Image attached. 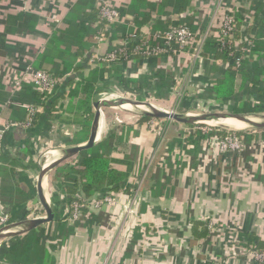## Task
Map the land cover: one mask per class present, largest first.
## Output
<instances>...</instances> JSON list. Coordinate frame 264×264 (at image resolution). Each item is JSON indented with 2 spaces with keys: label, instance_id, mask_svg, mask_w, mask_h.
Listing matches in <instances>:
<instances>
[{
  "label": "crops",
  "instance_id": "crops-1",
  "mask_svg": "<svg viewBox=\"0 0 264 264\" xmlns=\"http://www.w3.org/2000/svg\"><path fill=\"white\" fill-rule=\"evenodd\" d=\"M100 1L108 2L126 15L120 23L111 26L107 41L98 45L93 35ZM221 1L222 7L233 9L242 21V41L259 32L263 0ZM216 2L6 0L1 3L0 214H6L14 222L43 217L39 205L40 217L24 214L30 206L37 207L32 205V200L36 196L42 157L48 159L86 142L98 90L140 98V95L160 90L166 82L172 84L182 78L188 96L203 90L201 95L206 97V102L213 103L211 83L225 73L219 60L214 62L216 71L209 69L206 72L203 71L204 60L201 57L194 59L188 51L140 57L111 65L89 62L97 53L124 51L130 42L143 40L154 45L153 31L157 34L175 24L186 25L194 33H207L218 12L214 6ZM135 14L144 17L142 24L126 18ZM261 65H264V57L255 55L247 68L252 70ZM115 67L128 79L160 72L168 78L158 81L152 89L114 91L109 70ZM27 69L51 72L57 85L48 106L38 110L40 116L36 122L24 127L28 115L25 106L33 100L31 90L26 88L13 95L10 84ZM103 70L106 71L103 82L96 84L93 90L90 113L78 112L67 96L73 89L69 82H75L77 87L89 75L100 74ZM259 88L264 89V81L260 82ZM233 97L239 99L238 103L254 104L262 100L250 84ZM54 102L57 105L50 115ZM105 110H102L97 144L111 135L122 138V143L117 146V151L122 149V153L112 152L111 157L127 160L129 175L121 182V191L110 192L114 202L112 214L103 208H89L84 210L80 221L71 222L67 217L66 196L57 187L55 171L74 164L77 156L48 174L43 188L48 203L55 210V220L41 226L44 230L42 238L46 240L53 264H258L246 261L242 253L244 248H237L235 243L241 232L253 233L264 240L263 134L259 130L240 132L244 141L237 153H219L206 141L196 150L193 145L183 147L178 144L185 137L182 135L190 132L185 125L175 123L161 138L149 131V122L141 124L140 118L132 120L129 114H122L125 115L122 122H106ZM24 196L30 198L22 202ZM132 198L135 199V217L124 222L123 211ZM16 206H20L18 210ZM194 222L208 224L206 237L193 238L191 227ZM22 238L0 242V264H5L3 257Z\"/></svg>",
  "mask_w": 264,
  "mask_h": 264
},
{
  "label": "trees",
  "instance_id": "trees-1",
  "mask_svg": "<svg viewBox=\"0 0 264 264\" xmlns=\"http://www.w3.org/2000/svg\"><path fill=\"white\" fill-rule=\"evenodd\" d=\"M264 8V5H263ZM96 30L94 32L93 38L97 35V32L103 28L105 25L99 19L98 9L96 10ZM126 13H119L120 20L124 17ZM136 16L126 17L129 18L130 22H135L136 24H142L144 22V17L138 14ZM232 17L233 30L226 35H219L217 37L215 34L219 29L210 28L207 33H194L192 32L195 40L202 38V46L198 52V56L204 60L203 71L206 72L216 71L214 62L221 61L225 67V73L222 77L215 79L212 84V94L214 96V103L217 105L223 104L227 99L233 97L237 93H240L245 89V87L250 84L253 92L256 96H260L262 100L257 101L254 104L248 102L238 103L233 113L237 114H263L264 113V89L259 88L260 82L264 81V65L258 66L252 70L247 68L251 58L255 55L259 57H264V40H263V24L264 16L262 22L259 26V32L250 36L249 40H241V22L237 12L233 11L229 15ZM139 26V25H138ZM186 26L183 24H175L174 27ZM187 27V26H186ZM170 29V28H169ZM167 30H161L159 33L153 31L152 38L155 46L162 44V41L157 37L161 36ZM110 37V36H109ZM153 37H156L154 39ZM150 40V39H148ZM143 40L134 41L129 43V48L126 50L118 51L113 50L117 58L115 63L127 61L135 58H149L140 53H137L140 46L143 44ZM193 47H185L182 51H188L192 53ZM168 50L166 54H169ZM160 56V55H159ZM213 62V63H212ZM99 63V62H98ZM212 63V64H210ZM114 64L110 63L109 65ZM47 73L52 79L56 77L49 71L41 70ZM110 78L112 79L113 89L117 91H125L128 89L136 90V88H147L152 89L157 85L158 81L165 80L166 77L162 72L153 73L149 76H142L137 79H128L121 75L120 71L115 67L113 70H109ZM106 73L105 70L93 73L89 75L87 80L82 82V84L75 87V82H69L70 88L73 89L67 94L68 98L71 100V106H75L76 110L80 113H90L91 108V98L93 95V90L96 84L103 82V75ZM57 85V83H56ZM55 85V86H56ZM31 90V102L30 105L25 106L28 114V109L35 111L33 123L39 118L40 109H45L52 98L53 92H41L33 84H22L18 91H12L11 94H15L23 89ZM55 88V87H54ZM2 101V100H0ZM14 104V101L12 102ZM57 102L51 104L50 115L53 114ZM175 109H177L175 107ZM180 110V109H178ZM28 116V115H27ZM91 116V114H90ZM152 118L145 116L139 119L141 124H146L151 121ZM163 126L160 128L159 136L164 138L167 131H170L171 126L170 121H163ZM186 128L190 129V132L186 135L183 134V140L178 142L179 145H193L196 150H199L202 142H205L209 138L215 137L222 139L229 134H234L240 138H243L242 133L227 131L225 129H212L205 134L199 127L193 125H185ZM264 136V129L259 130ZM123 139L118 136L111 135L104 138L100 143L96 144L89 150L81 152L77 157L74 164L68 167L64 165L57 168L55 179L57 187L66 196V206H69L73 202H90L95 199L97 195L101 194L105 196L111 194L110 192H119L122 190L121 182L124 181L130 171L129 162L127 160H115L112 159V152L117 150L118 144L122 143ZM244 141V140H243ZM1 155V154H0ZM110 156V157H109ZM109 157V158H108ZM119 167V168H117ZM20 194V193H19ZM29 196H24L22 202L29 199ZM2 205V204H1ZM3 206V205H2ZM16 206V210H18ZM85 211H83V214ZM68 217V216H67ZM65 220L60 219L58 222ZM192 236L195 240L202 239L207 236L208 224L206 222H194L191 227ZM44 235V230L42 226L27 233L19 243H16L3 257L2 263L5 264H53V259L49 256L48 250L46 248V240L42 237ZM237 248H244L248 251L264 253V240L257 237L253 233L241 232L237 236L236 241ZM51 248V247H50Z\"/></svg>",
  "mask_w": 264,
  "mask_h": 264
},
{
  "label": "built area",
  "instance_id": "built-area-1",
  "mask_svg": "<svg viewBox=\"0 0 264 264\" xmlns=\"http://www.w3.org/2000/svg\"><path fill=\"white\" fill-rule=\"evenodd\" d=\"M6 0H0V4L5 2ZM264 5V0H263ZM99 19L105 25L101 30L97 32L95 36V40L98 45L101 43H105L108 39V36L111 33V26L116 23H120L119 12L108 2L100 1L97 6ZM216 14L213 16L210 28L219 29L216 32V36L226 35L230 31L233 30L232 25V17L229 15L233 13V9L222 7L221 10H216ZM263 16H264V8H263ZM162 41V44H158L155 46H150L147 42H143V44L138 49L137 53H140L146 57H156L162 54H166L168 50L171 53L181 52L185 47H189L191 49L194 48L191 55L192 57L199 58L198 52L202 46V38L199 40H195L192 32L186 26L181 27H171L167 32L157 37ZM263 40H264V24H263ZM127 42H123L126 44ZM128 44V43H127ZM96 62L102 63H115L117 61L116 55L114 52L110 53H97L92 57V60ZM33 84L36 88L41 92L51 93L54 90V87L57 83V80L52 79L47 73L42 71L27 69L24 72H21L19 76L15 77L11 81V90L18 91L22 84ZM116 94V95H115ZM102 97L107 98H118L122 97L115 92L106 93ZM35 111L32 109H28L27 121L24 124V127L31 126L33 123ZM155 120V119H154ZM150 126V121L149 124ZM10 126H17L16 124H10ZM200 130L207 134L210 131L209 127H202ZM207 145L214 146L219 153H237L242 149L243 140L242 138L235 136L234 134H229L222 139H218L215 137L209 138L206 140ZM0 154H1V146H0ZM114 205L113 196L111 194H107L97 199H93L90 202H73L70 204L68 209V217L71 222L80 221L83 216V211L86 209L92 210H101L103 207H107L110 214L113 213L111 210ZM135 199L132 198L129 203L126 205L123 211L124 222H130L135 217ZM7 219V218H6ZM6 219H0V227L6 225L8 222ZM253 258L258 261L261 259L260 263H264V253L252 252L246 249L243 250Z\"/></svg>",
  "mask_w": 264,
  "mask_h": 264
},
{
  "label": "water",
  "instance_id": "water-1",
  "mask_svg": "<svg viewBox=\"0 0 264 264\" xmlns=\"http://www.w3.org/2000/svg\"><path fill=\"white\" fill-rule=\"evenodd\" d=\"M93 119L91 123L90 133L86 142L80 146L67 148L58 155L45 159L39 165V171L36 182V196L32 200V205L41 207L43 217L24 220L22 222H10L0 227V242L6 240H17L24 237L30 231L37 227L51 223L55 220V210L48 203L43 188V182L48 174L54 170L58 165L78 156L81 152L91 149L97 144V137L99 132V125L103 109H119L122 112L135 114L142 118L148 116L155 120H171L176 124L181 125H203L212 129H225L231 131V128L217 124L219 121L233 120L245 125L244 129L233 130L234 132H242L249 130H263L264 129V115L263 114H237V113H201V114H179L169 112L161 108H157L147 103L135 102L124 97L107 98L100 97L93 103Z\"/></svg>",
  "mask_w": 264,
  "mask_h": 264
},
{
  "label": "rangeland",
  "instance_id": "rangeland-1",
  "mask_svg": "<svg viewBox=\"0 0 264 264\" xmlns=\"http://www.w3.org/2000/svg\"><path fill=\"white\" fill-rule=\"evenodd\" d=\"M217 1L214 6L215 8H218V10L222 9V5L220 4V2H222L221 0H215ZM245 36L242 37V39L244 40ZM250 38V37H249ZM247 38V39H249ZM194 59H197L195 57H193ZM94 62V59L92 61L89 62V64H92ZM184 80L182 78H177L176 79V83L173 82L172 84L170 83H165L167 85L163 86L160 90L158 91H154L153 93H149V94H144L143 96L140 95V98H137L136 95L132 96H127V94H125L124 96L122 94H118L128 100H132L135 102H143V103H147L150 104L152 106H155L157 108H161L163 110H167L169 112H174V113H179V114H201V113H211V112H221V113H233V110L236 108V106L238 105V101L239 99L234 100L236 97H231L229 98L230 100H226L223 104L217 105L214 102H206V97H204V95H201V93H203V90H201L199 92H196L195 94H191V95H187V93L185 92V88L183 87L184 85ZM175 84V85H173ZM115 91V90H114ZM97 96L98 98L104 96L107 92L104 91H97ZM116 95V94H115ZM240 103V102H239ZM175 107L177 109H175ZM180 109V110H178ZM122 114H129V113H125L120 111L119 109H107L104 111V117H105V121L107 122H112V121H117V122H122ZM264 115V113H263ZM129 116H132L130 118H132V120H138L140 117H138L135 114H129ZM170 121V124H175L173 121ZM163 123L162 120H154L152 119L150 121V126H149V131L151 132H155L156 134H160V129L163 125L161 124ZM164 124V123H163ZM197 129L199 127H205L203 125H196ZM232 129V128H231ZM234 129H232L231 131H233ZM249 130V129H246ZM234 132V131H233ZM117 151V150H116ZM120 153H122V149H119ZM117 151V152H119ZM45 157H42V162L45 160ZM51 205V204H50ZM30 209L28 211H25L24 214L28 217H40L41 216V212L37 211L39 209V207H29ZM108 211L107 207H103V210ZM7 218V219H6ZM0 219H6L8 223L10 222H14L13 220H11L9 218V216H7L6 214H0ZM7 223V224H8ZM236 246V244H235ZM243 256L245 257V260H251V261H255L258 264H264V263H260L261 259H258V261L254 260L253 258H251L250 256H248V254H246V252H242Z\"/></svg>",
  "mask_w": 264,
  "mask_h": 264
},
{
  "label": "bare ground",
  "instance_id": "bare-ground-1",
  "mask_svg": "<svg viewBox=\"0 0 264 264\" xmlns=\"http://www.w3.org/2000/svg\"><path fill=\"white\" fill-rule=\"evenodd\" d=\"M217 124H221L225 127L232 128L234 130H241L245 128V125L238 123L236 121L231 120H225V121H219Z\"/></svg>",
  "mask_w": 264,
  "mask_h": 264
}]
</instances>
